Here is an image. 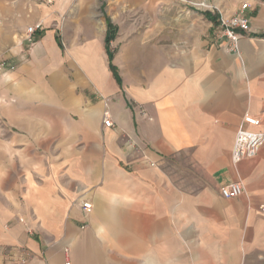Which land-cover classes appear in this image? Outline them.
<instances>
[{
    "label": "crops",
    "instance_id": "crops-1",
    "mask_svg": "<svg viewBox=\"0 0 264 264\" xmlns=\"http://www.w3.org/2000/svg\"><path fill=\"white\" fill-rule=\"evenodd\" d=\"M243 2L239 53L207 19V40L184 30L131 54L125 83L99 37L63 51L38 31L1 80V246L27 250V264H264V146L231 159L242 126L264 132V0ZM237 180L244 194L223 198Z\"/></svg>",
    "mask_w": 264,
    "mask_h": 264
},
{
    "label": "rangeland",
    "instance_id": "rangeland-1",
    "mask_svg": "<svg viewBox=\"0 0 264 264\" xmlns=\"http://www.w3.org/2000/svg\"><path fill=\"white\" fill-rule=\"evenodd\" d=\"M206 2L207 5H202ZM243 4L248 3L243 0H0V88L2 78L15 69L17 57L26 60L41 38L42 33L35 34L31 40L26 36L28 28L38 23H42L41 30L55 31L63 51L84 48L99 37L109 55V68L117 81L122 83L123 79L125 83L131 54L143 59L152 49L160 53L167 45H176V37L184 30L188 33L196 29L207 40V19L213 23L212 38L217 42L215 25L220 16L236 14ZM189 45L186 41L185 46ZM12 61L15 65H9ZM8 66L11 69H6ZM186 163L192 167L187 160ZM190 168L186 177L195 176L209 184L203 172L192 175Z\"/></svg>",
    "mask_w": 264,
    "mask_h": 264
},
{
    "label": "built area",
    "instance_id": "built-area-1",
    "mask_svg": "<svg viewBox=\"0 0 264 264\" xmlns=\"http://www.w3.org/2000/svg\"><path fill=\"white\" fill-rule=\"evenodd\" d=\"M249 5L243 4L239 11L231 16L221 15L215 25V38L218 42L227 43V50L233 53H239V44L243 34L251 30V19L248 16ZM42 23H38L28 28L26 36L31 40L39 30L42 29ZM250 121V115L246 114L243 123ZM104 124L106 127L113 126L111 115L106 112ZM264 146V132L253 131L242 126L236 134L234 147L232 150V163L237 166L245 160L255 159ZM245 192V185L242 180L233 181L230 184L220 188V195L225 199H234ZM82 209L85 212L92 210L91 203H83ZM264 210V207H262ZM24 222V220H22ZM0 258L13 264H26L29 261L30 253L20 247H4L0 245ZM66 264H71L67 262Z\"/></svg>",
    "mask_w": 264,
    "mask_h": 264
},
{
    "label": "trees",
    "instance_id": "trees-1",
    "mask_svg": "<svg viewBox=\"0 0 264 264\" xmlns=\"http://www.w3.org/2000/svg\"><path fill=\"white\" fill-rule=\"evenodd\" d=\"M209 18L211 19V20H215L214 18H212V17H210L209 16ZM217 21V19L215 20V22ZM114 72H115V69H112Z\"/></svg>",
    "mask_w": 264,
    "mask_h": 264
},
{
    "label": "bare ground",
    "instance_id": "bare-ground-1",
    "mask_svg": "<svg viewBox=\"0 0 264 264\" xmlns=\"http://www.w3.org/2000/svg\"><path fill=\"white\" fill-rule=\"evenodd\" d=\"M202 5H204V6L207 5V2L206 3H203Z\"/></svg>",
    "mask_w": 264,
    "mask_h": 264
}]
</instances>
